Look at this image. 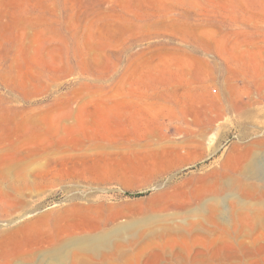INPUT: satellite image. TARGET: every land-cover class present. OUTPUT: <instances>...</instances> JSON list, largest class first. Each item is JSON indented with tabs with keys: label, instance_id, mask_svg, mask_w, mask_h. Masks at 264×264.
<instances>
[{
	"label": "rangeland",
	"instance_id": "obj_1",
	"mask_svg": "<svg viewBox=\"0 0 264 264\" xmlns=\"http://www.w3.org/2000/svg\"><path fill=\"white\" fill-rule=\"evenodd\" d=\"M0 264H264V0H0Z\"/></svg>",
	"mask_w": 264,
	"mask_h": 264
},
{
	"label": "water",
	"instance_id": "obj_2",
	"mask_svg": "<svg viewBox=\"0 0 264 264\" xmlns=\"http://www.w3.org/2000/svg\"><path fill=\"white\" fill-rule=\"evenodd\" d=\"M234 137H231L226 143H228L229 141H231ZM207 160H204V161H201L199 163H196L194 165H191L189 167H186L184 170H189V169H194V168H197L199 166H201L202 164L206 163ZM119 191L121 193H123L124 195L126 196H130V197H137V196H140V195H143L145 193H148L149 190H144V191H138V192H130V191H125L123 189H119ZM22 219H18L17 221L13 222V224H16L18 222H20Z\"/></svg>",
	"mask_w": 264,
	"mask_h": 264
},
{
	"label": "bare ground",
	"instance_id": "obj_3",
	"mask_svg": "<svg viewBox=\"0 0 264 264\" xmlns=\"http://www.w3.org/2000/svg\"><path fill=\"white\" fill-rule=\"evenodd\" d=\"M108 236H109V235H108ZM100 237H101V238H97V237H96L97 239H95L94 242L91 241V242L93 243L92 245H94V246H101V247H102L103 245H106V243H107V245H108V241H106V238H105V237L102 238V236H100ZM93 239H94V238H93ZM91 242H90V243H91ZM90 243H88V244H89V245H88L87 242L84 243L83 241H81V242L79 243V245L82 246V247H86L85 244H87L88 247H90V245H91ZM88 247H87V249H88V251H90ZM92 247H93V246H91V248H92ZM101 247H100V248H101ZM91 248H90V249H91ZM93 248H94V247H93ZM87 249H86V250H87ZM94 249H95V248H94ZM97 249H98V248H97ZM92 250H93V249H92ZM58 259H59V258H58ZM61 259H62V258H61Z\"/></svg>",
	"mask_w": 264,
	"mask_h": 264
}]
</instances>
